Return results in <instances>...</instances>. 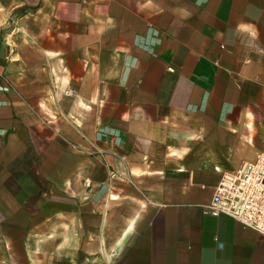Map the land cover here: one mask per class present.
Wrapping results in <instances>:
<instances>
[{
    "label": "crops",
    "instance_id": "obj_1",
    "mask_svg": "<svg viewBox=\"0 0 264 264\" xmlns=\"http://www.w3.org/2000/svg\"><path fill=\"white\" fill-rule=\"evenodd\" d=\"M262 151L264 0H0V264H264Z\"/></svg>",
    "mask_w": 264,
    "mask_h": 264
},
{
    "label": "built area",
    "instance_id": "obj_2",
    "mask_svg": "<svg viewBox=\"0 0 264 264\" xmlns=\"http://www.w3.org/2000/svg\"><path fill=\"white\" fill-rule=\"evenodd\" d=\"M206 212L226 215L264 235V151L254 162L222 174Z\"/></svg>",
    "mask_w": 264,
    "mask_h": 264
}]
</instances>
